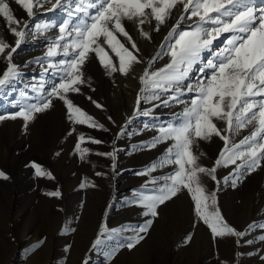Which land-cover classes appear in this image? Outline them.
Here are the masks:
<instances>
[{"label":"snow or ice","instance_id":"1","mask_svg":"<svg viewBox=\"0 0 264 264\" xmlns=\"http://www.w3.org/2000/svg\"><path fill=\"white\" fill-rule=\"evenodd\" d=\"M22 7L27 17L34 20L40 10L65 11L68 19L58 26V35L47 44L45 57L47 64L44 73L52 69L53 79L50 89H45L46 80L26 85L35 93L29 97L27 91H21V101L15 105L19 110L7 115L0 114V123L6 120L21 119L22 129L27 132L39 114L54 107V99L63 103L66 118L73 125H87L92 129L108 131L104 124L97 121L81 107L76 105L70 93H81V86L91 88V77H85V66L94 55L105 73L111 77L119 73L129 76L134 66L144 64L139 76L140 88L134 105V116H150L156 108H172L181 105V111L173 112L172 119L155 127L151 142L141 145L143 149H155L167 145L161 156L144 170L136 173L151 176L157 169L173 166L166 174L153 177L141 189L135 190L129 201L142 209L141 215L147 219L143 225L132 229L133 234L126 242L108 253L109 264L120 248L129 251L135 249L145 238L156 218L159 209L181 192L187 191L193 202V212L199 222L210 231L213 241L233 239L237 249L244 245L259 242L261 249L255 252L235 251L232 261L219 260L218 264H241L245 256H258L264 262V222L253 221L240 230L231 225L219 206L217 193L221 181L217 171L221 168L232 170L224 176L223 183L238 187L247 176L264 168V0H14ZM47 5V7H46ZM0 18L13 37L10 43L0 36V58L5 67L0 71V91L8 88L21 77L20 66L14 60V54L28 38L29 21L17 18L9 0H0ZM75 18V21H74ZM191 21L185 28L181 25ZM131 23L136 31L147 41H152L153 33L161 28L167 29L163 42L156 53L147 60L136 40L127 30ZM151 30L146 31L145 25ZM35 33H45L56 25L36 24ZM34 33V34H35ZM223 41V47L217 42ZM205 53L208 55L205 56ZM56 57H61L55 61ZM167 61L156 66L159 61ZM55 61V62H54ZM40 63V60L36 61ZM31 63V62H28ZM199 75L193 77V73ZM194 81V82H193ZM92 91H95L92 88ZM185 97H188L185 99ZM96 108L103 105L87 97ZM32 100L34 102H28ZM152 104L151 109H141V104ZM108 120H112L109 116ZM115 123V121H112ZM130 123V121H129ZM147 128L148 125H145ZM246 135L241 137L243 132ZM76 132L73 127L69 132ZM126 134L121 126L112 141L111 151H99L95 155L107 157L112 161L111 168L116 173L118 152L116 140ZM214 138L223 142L212 166H204L200 161L206 153L196 149L200 144L211 143ZM86 137L78 135L75 152L84 161L90 153L88 147H82ZM91 144L105 143L101 139L88 137ZM135 147V146H134ZM60 155L59 152L56 153ZM31 167L38 177L55 179L50 171L33 162ZM96 176L107 173L96 172ZM10 177L0 170V179ZM205 178L216 183L209 190ZM151 184V188H149ZM81 188L97 187L87 178ZM60 198L59 190L45 193ZM110 207V205H109ZM260 230V234L247 238ZM125 229L110 228L101 222L97 236L91 244L96 250L107 240ZM75 228L65 225L61 234ZM46 238L30 246L28 251L35 252L45 243ZM192 235H186L183 243L189 244ZM71 245L66 247L70 250ZM82 264H89L87 258Z\"/></svg>","mask_w":264,"mask_h":264},{"label":"rangeland","instance_id":"2","mask_svg":"<svg viewBox=\"0 0 264 264\" xmlns=\"http://www.w3.org/2000/svg\"><path fill=\"white\" fill-rule=\"evenodd\" d=\"M9 3L17 18L29 21V27L26 42L13 57L14 62L20 66L21 77L0 91V114L3 115L19 110L15 105L21 101V91H27L29 97L35 95L26 85L38 83L43 77L47 81L45 89L48 90L53 79L59 81L58 76H53L52 69L44 73L47 64L42 58L45 57L47 44L58 35V26L68 19L65 11L57 9L55 12L40 10L36 18L30 20L14 0H9ZM188 22L181 27L185 28ZM43 23L56 27L43 34L35 33L34 26ZM5 24L3 18H0V36L11 43L13 37ZM126 27L139 45L145 60L154 55L167 32L162 27L159 33H153L150 42L139 35L133 24L127 23ZM145 30L150 31L151 26L146 24ZM217 45L223 47V41H218ZM59 59L61 57H56L55 61ZM167 59L165 57L156 66L162 65ZM37 60L41 62L37 63ZM4 67L3 58H0V71ZM144 67V64L135 65L127 77L119 73L109 77L92 55L85 66V77H91V88L82 85L80 94H69L76 105L104 124L108 131L92 129L87 125H73L66 118L63 103L56 99L53 101L54 107L39 114L27 132L23 131V121L19 118L0 123V170L10 177L8 180L0 179V264H82L88 253L93 254L89 264H109L108 253L125 243L126 238L133 234L132 229L143 225L147 218L141 215L142 209L129 203L134 191L141 189L153 177L166 174L173 166L157 169L151 176L137 175L156 161L167 146L161 144L155 149L141 150V145L150 143L156 134L155 127L170 121L172 113L182 108L181 105L160 107L150 116H134L135 100L140 88L139 76ZM192 75L195 77L199 73L194 72ZM88 96L103 105V108H96L87 99ZM151 108L152 104H141L142 110ZM109 116L112 117L111 121L108 120ZM121 126H125L126 134L116 140L115 147L120 151L116 173H113L112 161L95 153L112 150L113 138ZM73 127L76 132L69 135ZM80 133L86 137L82 147L90 149L84 161L80 160L74 147ZM246 134L245 131L236 139ZM88 137L101 139L105 143L91 144ZM222 144L218 138H214L211 143L202 142L196 151H203L206 156L201 157L200 162L204 166H212ZM33 162L50 171L55 179L36 176L31 167ZM232 167L218 169L217 177L221 183L217 195L226 219L242 230L253 221L264 222V168L247 176L238 187L233 188L225 185L222 179ZM96 172L107 175L96 176ZM85 178L95 182L97 187L81 188L80 184ZM205 183L209 190L216 187L210 178H205ZM54 190H59L62 196L55 198L45 194ZM158 211L159 217L155 219L146 238L131 251L120 248L111 264H218V259L232 261L237 250L255 252L261 249L259 242L237 249L233 239L213 241L210 231L195 217L193 202L187 191L181 192ZM101 222H106L110 228L125 230L115 234L105 245L92 250L91 244ZM65 225L76 231L61 234ZM7 227L9 235L17 244L12 252L6 249L1 237ZM19 234L27 235L20 240ZM189 234L193 240L189 244L183 243ZM257 234H260L259 229L246 239ZM44 238L45 243L40 249L28 251L31 245ZM68 245L71 248L66 251ZM241 264L264 262L253 255L242 257Z\"/></svg>","mask_w":264,"mask_h":264},{"label":"bare ground","instance_id":"3","mask_svg":"<svg viewBox=\"0 0 264 264\" xmlns=\"http://www.w3.org/2000/svg\"><path fill=\"white\" fill-rule=\"evenodd\" d=\"M189 23H191V21H189L188 24H189ZM155 53H156V52H155ZM155 53H154V54H155ZM22 231H24V230H22ZM21 233H22V232H21ZM23 233H24V232H23ZM25 235H27V234H25ZM25 235H24V234H19V235H18V238L21 240V239L24 238ZM1 237H2V239H3V241H4V243H5V247H6V249L9 248L10 252H12L13 249H14V247H15L17 244L14 242L13 238H11V236L9 235L8 227H7V230H3ZM48 244H49V243H48ZM224 248H225V247H224ZM11 250H12V251H11ZM89 252H90V251H89ZM123 252H124V251H123ZM92 257H93V254H90V253L87 254V259H88L89 262L92 260Z\"/></svg>","mask_w":264,"mask_h":264}]
</instances>
